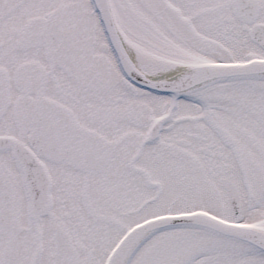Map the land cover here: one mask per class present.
Segmentation results:
<instances>
[{
  "label": "snow or ice",
  "instance_id": "6c2138e0",
  "mask_svg": "<svg viewBox=\"0 0 264 264\" xmlns=\"http://www.w3.org/2000/svg\"><path fill=\"white\" fill-rule=\"evenodd\" d=\"M0 264H264V0H0Z\"/></svg>",
  "mask_w": 264,
  "mask_h": 264
}]
</instances>
